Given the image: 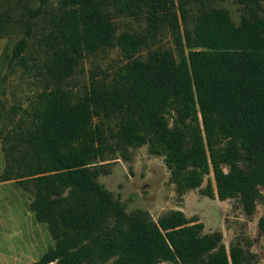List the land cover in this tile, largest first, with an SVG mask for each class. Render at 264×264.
Wrapping results in <instances>:
<instances>
[{
  "label": "trees",
  "instance_id": "16d2710c",
  "mask_svg": "<svg viewBox=\"0 0 264 264\" xmlns=\"http://www.w3.org/2000/svg\"><path fill=\"white\" fill-rule=\"evenodd\" d=\"M47 2L39 0L28 19ZM110 9L143 15L145 30L115 37ZM185 14L174 0H59L34 67L41 90L28 106L0 113V181L31 193L29 209L54 241L32 264H250L238 244L226 249L219 232H204L181 210L156 219L140 208L127 211L98 181L105 170L97 162L116 153L129 160L131 148L146 145L163 158L177 194L199 189L254 211L264 191V19L243 16L234 25L215 9L182 34ZM9 21V11L0 14V30ZM164 27L178 61L170 49H156L127 61L109 82L91 80L77 99L64 87L82 57L113 42L135 53ZM29 35L27 23L9 62L27 66ZM258 226L264 230V215Z\"/></svg>",
  "mask_w": 264,
  "mask_h": 264
},
{
  "label": "rangeland",
  "instance_id": "374dc122",
  "mask_svg": "<svg viewBox=\"0 0 264 264\" xmlns=\"http://www.w3.org/2000/svg\"><path fill=\"white\" fill-rule=\"evenodd\" d=\"M58 2L48 0L41 13L29 20L28 12L36 9L39 0H0V14L10 12V21L0 30L1 114L9 111L13 104L28 106L30 99L41 90V76L34 67L44 58L42 39L50 30L49 17L55 13ZM174 3L176 8L184 7L186 11L185 18L179 22L178 29L182 34L186 29L193 28L198 15L215 9L224 10L234 25H238L243 16L264 19V0L253 5L240 4L236 0L210 3L174 0ZM110 15L115 37L122 32L139 34L145 30L143 15L126 16L111 9ZM27 23L30 24V35L22 53L27 65L24 67L18 59L9 62V56L14 44L24 35ZM156 49H170L177 61L180 58L171 29L164 27L135 53H126L113 42L82 57L64 87L73 99H77L87 92L91 80L109 82L114 71L127 61L144 60L149 52ZM130 150L129 160L116 153L103 162H97L105 170L98 181L121 200L127 211L140 208L156 219L167 211L181 210L187 218L201 222L204 232H219L226 249L231 244H238L247 252L250 264H264V230L258 226V220L264 215V191L251 214H246L236 199L211 198L199 189L180 195L170 181L169 170L161 156L150 154L146 145ZM3 165L0 142V172ZM209 178H212L211 175ZM205 183L206 179L202 186ZM31 198V193L16 182L0 181V264H32L54 244L47 225L36 221L29 209Z\"/></svg>",
  "mask_w": 264,
  "mask_h": 264
}]
</instances>
